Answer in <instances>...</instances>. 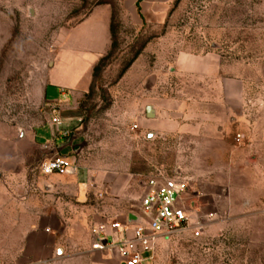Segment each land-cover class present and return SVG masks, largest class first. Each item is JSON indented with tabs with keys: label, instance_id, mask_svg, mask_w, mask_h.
<instances>
[{
	"label": "rangeland",
	"instance_id": "1",
	"mask_svg": "<svg viewBox=\"0 0 264 264\" xmlns=\"http://www.w3.org/2000/svg\"><path fill=\"white\" fill-rule=\"evenodd\" d=\"M99 6L112 13V45L82 85L72 153L95 182L38 214L56 240L51 264H119L91 229L129 221L160 176L184 185L194 225L214 218L199 237L161 241L145 264H264V0L145 1L141 14L125 0H0V124L41 121L54 56ZM228 108L239 115L230 129ZM113 184L125 193L108 194Z\"/></svg>",
	"mask_w": 264,
	"mask_h": 264
},
{
	"label": "crops",
	"instance_id": "2",
	"mask_svg": "<svg viewBox=\"0 0 264 264\" xmlns=\"http://www.w3.org/2000/svg\"><path fill=\"white\" fill-rule=\"evenodd\" d=\"M125 1L137 4L140 0ZM145 1L167 4L173 0H142L141 12ZM111 45L112 13L108 6L96 7L84 21L70 29L56 53L58 57L54 56L42 90L41 121L29 129L0 124V264H51L56 240L50 235L49 220L43 222L38 214L47 210L51 199L55 201L56 193L68 194L74 186L86 189L94 184L93 175L82 170L72 156L77 149L74 134L82 119L79 108L85 94L82 85L93 76L95 66ZM237 98L241 96L238 94ZM154 108L156 118L150 119L156 121L158 130H167L171 123ZM234 115L238 114L228 108V129ZM58 156L77 167L75 174L42 172V165ZM110 187L108 194L125 193L120 192V184ZM146 191L145 184L140 198Z\"/></svg>",
	"mask_w": 264,
	"mask_h": 264
},
{
	"label": "built area",
	"instance_id": "3",
	"mask_svg": "<svg viewBox=\"0 0 264 264\" xmlns=\"http://www.w3.org/2000/svg\"><path fill=\"white\" fill-rule=\"evenodd\" d=\"M59 120L56 119L57 123ZM45 175H72L77 167L63 157H56L41 167ZM147 191L141 198L139 212L135 213L140 224H98L91 229L96 247L115 252L119 264H145L144 253H152L154 260L158 244L186 232L202 234L205 223L214 214L193 224L191 206L184 200L185 187L175 179L149 177Z\"/></svg>",
	"mask_w": 264,
	"mask_h": 264
},
{
	"label": "water",
	"instance_id": "4",
	"mask_svg": "<svg viewBox=\"0 0 264 264\" xmlns=\"http://www.w3.org/2000/svg\"><path fill=\"white\" fill-rule=\"evenodd\" d=\"M147 113H148L149 118H151V119L156 118L155 108L153 106H149L148 107ZM156 137H157V134L154 133V134H151L149 136V139H154ZM129 223L130 224H140L141 223V220H140V218L137 215L131 214L129 216ZM59 252H61V251H59Z\"/></svg>",
	"mask_w": 264,
	"mask_h": 264
},
{
	"label": "trees",
	"instance_id": "5",
	"mask_svg": "<svg viewBox=\"0 0 264 264\" xmlns=\"http://www.w3.org/2000/svg\"><path fill=\"white\" fill-rule=\"evenodd\" d=\"M142 0H140L138 3H137V10H138V13L141 14V7H140V3H141ZM105 60V57H103L99 63L95 66L94 68V71L93 73L97 72L99 70V67L100 65L103 63V61Z\"/></svg>",
	"mask_w": 264,
	"mask_h": 264
}]
</instances>
